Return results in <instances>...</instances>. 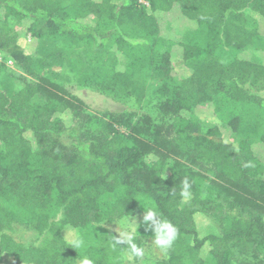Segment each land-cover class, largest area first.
Segmentation results:
<instances>
[{
    "label": "trees",
    "instance_id": "1",
    "mask_svg": "<svg viewBox=\"0 0 264 264\" xmlns=\"http://www.w3.org/2000/svg\"><path fill=\"white\" fill-rule=\"evenodd\" d=\"M261 22L264 0H0V264H264Z\"/></svg>",
    "mask_w": 264,
    "mask_h": 264
},
{
    "label": "rangeland",
    "instance_id": "2",
    "mask_svg": "<svg viewBox=\"0 0 264 264\" xmlns=\"http://www.w3.org/2000/svg\"><path fill=\"white\" fill-rule=\"evenodd\" d=\"M161 22H162V31L163 33H165L167 36L176 38V30L178 28H180L182 26V22H180L179 20H176V18L173 15H165L164 17L161 18ZM262 31H264V22L260 23V27H259V32L262 33ZM28 41L26 42L27 44V51L31 52L32 48L34 47L33 41L29 40V37L27 36ZM8 66V70H13L12 65L7 64ZM178 74L182 73V70H177ZM58 80L62 81V82H66L65 78L60 75L59 77H57ZM72 88H67V90H69V94H71L74 97H77L78 99L82 100L85 104L87 109L90 112L93 113H101L102 111H122V110H126L129 108H134V105L132 104V102H130L129 100L127 102H125L124 104H119L113 101H110L106 98H104L103 96H101L100 94H96V93H92L90 90L88 89H72ZM203 112V117H206L208 115H210V111L207 112L206 109L202 110ZM262 145L261 144H256L253 149L255 154H260L262 152ZM196 222L198 225V228L200 230H204V231H208L209 229H211V225L208 223V221L203 218L202 216H197L196 217ZM133 225H134V221L133 220H129L128 219H122L120 220L117 225L112 226L113 228H115L114 230L118 233V232H123L124 229L129 230L131 232V230H133ZM126 232V231H124Z\"/></svg>",
    "mask_w": 264,
    "mask_h": 264
},
{
    "label": "clouds",
    "instance_id": "3",
    "mask_svg": "<svg viewBox=\"0 0 264 264\" xmlns=\"http://www.w3.org/2000/svg\"><path fill=\"white\" fill-rule=\"evenodd\" d=\"M183 190L181 191L180 195L184 198H187L189 193L187 189L189 188V185L187 183V180L183 181ZM159 216V213L154 208H149L147 210V214L144 216L143 220L144 223H147L148 221H151L153 224V232H154V243L155 245L164 250L167 251L173 244V242L177 238V228L169 222L167 219L164 218H157ZM134 229L132 232H124L121 233L118 237H116L117 243H123L126 242L128 245V250L131 253V256L128 257V259H131L132 257L140 258L144 256V250L142 247L137 246V244L134 242ZM122 237V239H121ZM73 244L75 247H80L82 244V241H73ZM81 264H92V261L89 260L87 257H84L81 260Z\"/></svg>",
    "mask_w": 264,
    "mask_h": 264
},
{
    "label": "built area",
    "instance_id": "4",
    "mask_svg": "<svg viewBox=\"0 0 264 264\" xmlns=\"http://www.w3.org/2000/svg\"><path fill=\"white\" fill-rule=\"evenodd\" d=\"M7 64H10V65H12V63H10V62H7Z\"/></svg>",
    "mask_w": 264,
    "mask_h": 264
}]
</instances>
